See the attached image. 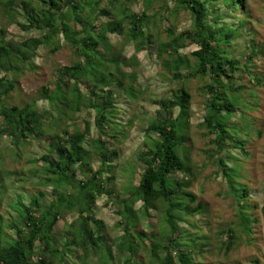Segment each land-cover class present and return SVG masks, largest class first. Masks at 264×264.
I'll return each mask as SVG.
<instances>
[{
    "label": "trees",
    "instance_id": "1",
    "mask_svg": "<svg viewBox=\"0 0 264 264\" xmlns=\"http://www.w3.org/2000/svg\"><path fill=\"white\" fill-rule=\"evenodd\" d=\"M138 2L144 7L135 12ZM251 10L250 0H0V264H205L209 238L194 237L186 249L182 234H190L179 226L207 212L200 202L189 207L196 201L188 190L195 176L186 147L193 81L201 83L204 111L197 128L210 138L205 165L213 164L236 205L237 224L219 229L223 253L241 236L252 242L255 206L248 201L251 178L241 162L251 159L248 147L261 134L255 115L263 98L264 47L252 32ZM180 16L188 21L182 27ZM102 18L106 25L99 24ZM11 24L45 34L15 42L4 36ZM111 34L122 38L116 47ZM58 35L71 41L77 60L58 67L29 101L7 105L12 92L19 94L17 77L25 65ZM127 47L133 53L122 61ZM143 52L154 53L161 80L173 88L154 101L157 110L146 122L135 159V184L118 204L120 234L111 238L95 218V206L102 196L113 198L114 162L135 118L124 122L116 99L122 95L136 104L140 91L123 67ZM81 109L92 113V124L78 119ZM34 145L43 147L39 156L29 152ZM7 156L21 164L18 170L5 168ZM156 210L163 230L141 229L138 219ZM63 218L70 220L56 235Z\"/></svg>",
    "mask_w": 264,
    "mask_h": 264
},
{
    "label": "rangeland",
    "instance_id": "2",
    "mask_svg": "<svg viewBox=\"0 0 264 264\" xmlns=\"http://www.w3.org/2000/svg\"><path fill=\"white\" fill-rule=\"evenodd\" d=\"M250 5L255 19V28L252 32L258 33V40L259 42L261 41L264 47V0H250ZM143 7V2H138L133 9L135 12H139L143 10ZM0 21L3 22L1 18ZM18 22H24L21 16L18 17ZM107 22L106 18H102L99 24L103 26ZM186 23H188L186 18L181 16L178 18V26L182 27ZM44 34L43 30L37 29L24 31L16 24L4 27V36L15 42L41 38ZM61 37L62 35H58L47 47L44 45L39 47L36 55L31 60V65H25L22 75L17 77V86L20 88L19 94L17 95L12 92L11 97L6 100L7 105L18 104L24 100L29 101L42 86L50 84L54 72L58 67L69 66L77 60V56L72 50L71 41H66ZM121 41L122 38L119 35L111 34L109 36V42L112 47H116ZM54 48L56 49L54 50ZM132 53L133 50L128 47L125 48L120 60L123 61L129 58ZM152 54L139 53L137 54V62L129 63L123 67L126 74L134 76L136 88L140 91V97L137 99L136 104L130 103L122 95L116 99V109L119 112L122 110V120L125 122L127 118H132V116L135 118L132 128L126 132L124 140L119 144V155L114 162L115 181L110 187L113 189L114 199L112 198L107 201V197L102 196L96 201L95 218L104 222L111 238L120 234L119 229L115 227L119 220L118 211L120 208L118 204L121 198L128 196L127 189L135 184L134 175L137 172L136 167H134L135 159L139 149L144 144L143 131L146 127V122L149 118L155 116L157 110V105L154 101L163 97L166 90L173 88L171 83L167 86V82L161 80V63L156 61L154 53ZM259 64V72L264 82V58L259 61ZM200 86L201 83L197 81H193L189 85L191 117L186 147L189 146L191 172L195 178L188 190L196 197V201L189 207L194 208L196 203L200 202L205 205L207 212L200 214V216L195 214L193 217H190L192 225L188 221L179 223L180 227L187 229L191 237L182 234L181 241L187 244L183 245L186 246L184 248L190 249V240L192 238L208 237L211 245L207 246V249L204 251L206 256L205 264H253V260L255 259L259 261V264H264V90H262L263 93H260L261 97H263L259 104L260 111L258 110L259 113L257 112L255 115L256 120L258 119L256 121V129H261V134L258 140L255 138L253 146L248 147V151L252 154L251 159L246 164L244 163L246 158L241 162V170L246 176L250 174L251 178L248 201L249 204L255 206V209L252 210L256 217L251 237L253 239L248 244L244 241V237L241 236L239 246H235V248L225 254L223 253L222 245L225 237L219 234V229L222 226L229 225L230 222L237 224L236 205L232 204V200L227 194L228 188L225 185V181L222 177L214 175L215 168L213 164L209 163L205 165V154L203 151L209 148L208 143L210 138H203L201 135L203 130L197 128L204 115L199 90ZM258 90L261 91L260 88ZM81 91H83L82 88ZM82 118H86L92 124V113L81 109L78 113V119ZM234 118H238L237 113ZM7 144L8 141L4 140L3 145L6 146ZM0 146L3 149L2 145ZM42 149L43 147L34 145L29 152L39 156L42 153ZM19 151L22 155L25 149ZM238 154L241 155L240 153ZM5 165L7 170L16 171L21 164L14 162V160L7 156ZM90 165L93 169H96L98 166L94 155H91ZM36 180L33 179L32 181L37 182ZM10 192L15 193V190L10 188ZM118 197L120 198L118 199ZM4 204L5 199H3L2 205ZM138 206V203L134 204L133 209L136 211ZM69 220V218L60 219L54 227V234L58 235L62 233L66 229V224ZM138 220H140L139 227L146 231L152 230L158 233L163 226V215L159 210L151 211L147 219L139 218ZM204 241L207 242L206 239ZM197 242L199 244L201 240Z\"/></svg>",
    "mask_w": 264,
    "mask_h": 264
}]
</instances>
